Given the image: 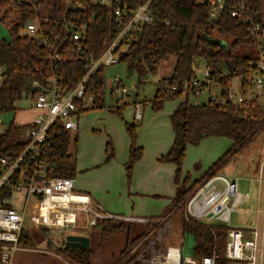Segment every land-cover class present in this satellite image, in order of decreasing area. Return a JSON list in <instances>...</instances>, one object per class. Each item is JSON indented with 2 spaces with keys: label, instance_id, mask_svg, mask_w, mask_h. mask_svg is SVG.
<instances>
[{
  "label": "trees",
  "instance_id": "obj_1",
  "mask_svg": "<svg viewBox=\"0 0 264 264\" xmlns=\"http://www.w3.org/2000/svg\"><path fill=\"white\" fill-rule=\"evenodd\" d=\"M146 2L151 16L150 23L138 24L135 33L128 40H121L115 54L118 57L117 63H123L129 71L137 72L138 80L150 74H158L165 62L171 58L175 60L170 73L157 83L156 93L150 100L154 111L162 110L166 100L182 96L181 84L196 77L193 66L198 58L205 61L212 82L218 87L222 98H226L233 79H238L245 86L259 60L258 53L254 50L253 37L248 34L241 20L229 15L222 16L219 21L209 20L208 7L199 0H106L105 3L100 0H30L27 3L0 0V23L10 36V44L0 40V66L4 69V79L0 85V114L14 113L15 102L36 92L31 91V85L35 81L42 85L44 80L56 76L60 87L65 91L78 84L86 75V66L101 57L117 34L129 23L133 12ZM118 6L128 12L119 23L114 20V10ZM31 22L39 26L38 34L42 36L41 39L21 35L25 25ZM67 23L84 26L79 41L69 38L65 27ZM202 35L211 39L218 38L223 44L207 46ZM42 39L53 48L45 46ZM227 39H230L229 44L225 43ZM55 54L60 60L54 57ZM103 69L100 67L94 71L84 85L85 97L92 99L94 109L103 107ZM174 86L178 91L172 90ZM77 107L79 115L82 114L80 103ZM110 112L117 113L118 108ZM168 120L173 141L158 162L171 163L175 168L173 184L176 186V193L169 206L181 213V234L183 238L189 237L192 242L190 256L200 260L215 253V264H229L224 251L228 228L221 223H201L185 219L182 215L183 207L177 206L201 181L218 175L234 154L241 152L264 133V111L256 100L244 115L230 104L221 106L208 100L207 104L194 105L186 98L178 104ZM26 128L30 127L9 124L8 129L0 136V157H16L23 151L25 144L17 142V139ZM135 130L134 123L126 125L130 138L126 171L131 170L143 155L141 148L133 147L136 141ZM217 137L229 139L232 146L208 171L182 191V184L185 186L188 179L186 176L181 181V167L187 146H198L207 138ZM45 141L40 157L45 166L46 178L73 179L76 175V160L69 149L77 141L76 137H72V132L64 130L60 124H55L48 131ZM109 146L107 143V147ZM111 157L112 155L107 159ZM25 166L26 176L32 173L33 165L26 160ZM19 176L16 175L14 181H18ZM1 192V206L14 207L10 186L4 185ZM126 224L131 223L98 221L96 227L100 228L99 238L102 241L108 240L122 232ZM146 228L149 231L150 225H146ZM33 232L28 227L21 229L18 240L20 248H31L34 245ZM91 234L86 236L90 239L87 250L68 249L63 245L60 251L77 264H91L94 253ZM144 235L145 233L140 234L134 241L128 238L121 256L142 240Z\"/></svg>",
  "mask_w": 264,
  "mask_h": 264
},
{
  "label": "built area",
  "instance_id": "obj_2",
  "mask_svg": "<svg viewBox=\"0 0 264 264\" xmlns=\"http://www.w3.org/2000/svg\"><path fill=\"white\" fill-rule=\"evenodd\" d=\"M208 7V19L219 21L222 16L229 15L231 18L239 19L246 26L247 32L255 41L254 50L257 51L259 60L245 86L239 83V89H230L226 98L219 97L210 101L224 106L233 105L244 115L247 114L254 100H258L264 94V0H199ZM105 3L106 0H100ZM128 15L126 10L118 6L114 10V20L119 23ZM151 16L148 10V2L139 6L132 14L129 23L117 34L114 41L108 46L100 58L86 66L87 72L82 80L68 90L60 87L56 76L44 80L41 85L33 82L31 91L35 90L31 99L33 108L37 113L32 122L18 137L20 143L25 147L18 156L0 157V258L1 264H11L12 256L19 251V236L21 229L57 230L66 237L69 231L74 229L92 228L98 221L112 220L117 222L142 223L150 225V230L143 236L142 240L127 251L118 264H215L216 254L204 256L197 260L192 256H184L181 245H163L167 238L170 227V215L160 218H131L126 216H115L107 213L104 208L94 203L86 194L77 193L74 189L72 179L52 177L46 178L45 166L41 160V150L45 145L46 135L55 124H60L66 131H77L79 111L77 104L80 103L81 110L85 111L92 106L85 97L84 85L94 71L100 67L115 65L118 57L116 48L121 40H128L135 33V27L150 23ZM66 32L72 41H79L84 26L67 23ZM25 36L41 39L39 26L31 22L23 28ZM22 32V31H21ZM45 46L53 48L49 42L42 41ZM57 60H60L55 54ZM204 62L203 80L194 77L185 80L181 84V94L198 97L206 88L215 87L210 77V70L203 59L195 60ZM3 67L0 66V85L4 79ZM115 89L120 88L119 81L114 82ZM204 86V87H203ZM178 91L177 87L172 88ZM141 117L139 106L135 108L134 118ZM0 121V136L9 126L2 128ZM29 160L33 165L32 173L25 176L27 167L25 161ZM16 175L18 181H14ZM238 180L231 179L224 174H218L208 180H203L195 187L188 197L177 206H182L183 217L194 219L201 223H221L225 225L227 238L224 247L225 258L229 264H264V229L260 230L256 223L252 228H231L230 214L248 199L249 195L238 192ZM4 185H9L13 197L20 198L19 208L2 207L1 196ZM31 207L28 218V226L24 223L26 209ZM79 216L84 217V226H80ZM63 237V238H64Z\"/></svg>",
  "mask_w": 264,
  "mask_h": 264
},
{
  "label": "rangeland",
  "instance_id": "obj_3",
  "mask_svg": "<svg viewBox=\"0 0 264 264\" xmlns=\"http://www.w3.org/2000/svg\"><path fill=\"white\" fill-rule=\"evenodd\" d=\"M16 1L27 3L30 0ZM25 34L26 31L22 30L21 35L25 36ZM229 42L230 39L225 41L226 44ZM174 61L173 58L169 59L159 68L158 74H150L141 80H138L137 72L133 71L130 74L129 69L123 63L106 66L103 69V107L94 109L92 99L89 98L87 102L92 107L79 115L78 130L72 132V137H76L77 140L71 144L69 149L77 160L74 181L82 179V182L87 184L97 196H105V200L111 198L110 201L115 205L123 206L127 211L123 214L124 216L138 214L163 217L167 205L165 199L168 198L173 187L171 177L174 169L171 163L164 164L157 161L162 166V172L156 176L148 174L146 170L152 158L151 153L154 149L160 148L161 154H166L165 152L173 139L168 117L180 102L187 98L194 105H202L207 104L209 98L219 97V89L215 86L204 89L198 97L182 95L177 99L166 100L162 110L154 111L150 100L156 93L158 81L170 73ZM204 67L205 64L202 61L193 66L197 80H203ZM116 80L119 81L120 88L124 91L115 89L114 82ZM230 85L233 90L239 89V80L233 79ZM257 101L264 111V94H261ZM137 106H139L142 115L141 121L133 118ZM117 108V113L110 112ZM13 109H15L14 113L0 114L3 129L10 123L15 126H27L32 122L36 112L31 96H23L22 99L14 103ZM133 123L136 125V141L133 147L141 148L142 154L147 155V158L141 168L135 170L133 165L131 170L126 171L125 166L129 159L126 151L130 144L126 125ZM107 143H109V147H107ZM231 146L232 142L223 137L207 138L201 141L198 146H187L181 167V181L186 176L188 179L185 186L182 184L181 190L184 191L186 186L208 171V168ZM111 155L112 157L107 159ZM222 168L223 172L225 171V176L238 180V192L242 195H249V198L243 199L237 209L230 214L229 227L252 228L257 223L260 230L264 229V133L257 136L255 141L241 152L234 154ZM134 170L138 172L135 175V180L132 178ZM136 185L140 188L142 195L136 196L145 198L141 199L145 204L144 207L156 206L155 214L135 212L137 208L140 209V204H137L139 200H135L133 197L135 195H133L131 186L135 187ZM87 192L90 193V191ZM157 192L162 193L160 197L154 196V194L160 195ZM18 204L20 206V200L17 201L16 206ZM167 209L165 216H168L174 207L169 206ZM30 211L31 207L28 205L24 215V223L27 226L29 225ZM180 215V212L170 215L168 219L170 227L163 245L182 244L183 255L189 256L192 242L189 237L183 238L181 234ZM84 220L83 216H79L80 226H84ZM147 232L146 224L131 223L126 224L122 232L104 241L99 238L100 228L96 226L87 228V230L74 229L68 234L86 237L92 233L91 244L94 253L90 260L91 264H118L126 240L130 238L134 241L137 236ZM64 236L63 233L61 234L55 229L48 231L35 229L33 232L34 245L31 248L22 247L16 251L12 256L11 264H77L76 261L64 256L60 251L64 245Z\"/></svg>",
  "mask_w": 264,
  "mask_h": 264
},
{
  "label": "crops",
  "instance_id": "obj_4",
  "mask_svg": "<svg viewBox=\"0 0 264 264\" xmlns=\"http://www.w3.org/2000/svg\"><path fill=\"white\" fill-rule=\"evenodd\" d=\"M36 113H37V111L35 112V115H36ZM133 118H134V116H133ZM135 119V118H134ZM135 120H137V121H141L142 120V115H141V117L139 118V119H135ZM31 123V122H30ZM29 125V124H28ZM27 125V126H28ZM18 127V126H17ZM24 127V126H23ZM172 141H173V139H172ZM171 144H172V142H171ZM170 144V145H171ZM170 145L168 146V148L170 147ZM213 145V144H212ZM129 148H130V144H129V146H128V151H126V155L129 153ZM168 150V149H167ZM167 152V151H166ZM165 152V153H166ZM152 154V158H151V160H150V162H149V166H148V168H147V170H146V172H148V174H151V175H153V176H156V175H158L159 173H161L162 172V166H161V164H159L157 161H158V157L159 156H161L162 154H161V150H160V148H156V149H154L153 150V152L151 153ZM126 158H127V156H126ZM147 158V155H142V157L138 160V161H136L135 162V164H134V167H135V170L136 169H139V167L141 168L142 167V165H143V163H144V160ZM76 162H77V160H76ZM76 166V165H75ZM173 169H175L174 168V166H173ZM134 170V173H133V175H132V178H134V180H135V175H136V173H138V172H136ZM167 171V170H166ZM140 173V172H139ZM174 174H175V170H174V173H173V176L171 177V180H172V189L170 190V193H169V196H168V198H166L165 200H166V203H167V205H166V207L165 208H167V207H169V204H170V201H171V199L175 196V192H176V186H174V184H173V179H174ZM218 174H224L225 175V171L223 172V170H221V172H219ZM142 178H144L143 176H141ZM201 176H199L198 178H196V179H199ZM195 179V180H196ZM73 180V184H74V188H75V191L77 192V193H81V194H84V195H88L90 198H91V200L94 202V203H96V204H98V205H100L101 207H103L104 208V210H106V212L107 213H109V214H111V215H115V216H124L123 214L124 213H126L127 211H126V209L125 208H123V206H121V205H115L113 202H111L110 201V199L109 200H105V196H97L96 194H95V192H93V190H91L89 187H88V185L87 184H85L84 182H82V179H79V180H77L76 182L74 181L75 179L73 178L72 179ZM76 184V185H75ZM131 188H132V192L134 193L133 195H138V194H140L141 195V192H140V188L139 187H137V185L135 186V187H132L131 186ZM160 190H161V187H160ZM87 191H90V193L89 192H87ZM157 193H160V195L159 194H154V196H158V197H160L161 196V192H157ZM96 196V198H95V196ZM132 195V196H133ZM135 196H133L134 198H135V200L136 199H138L139 201L137 202V204H140V209L139 208H137L136 209V211L135 212H137V211H139V213H150V214H155V212L154 211H156V206H147V207H144V205L145 204H143L142 203V201H141V199H145V198H139V197H135ZM142 196V195H141ZM18 198V199H17ZM18 200H20V198L19 197H16V198H13V200H12V204H13V206L15 207V208H19L18 206H19V204H18V206H16L17 205V201ZM131 204L132 205H134L133 204V202H131ZM166 209H164V211H165ZM163 211V212H164ZM133 216H126V217H131V218H153V217H156V216H145V215H136V214H132ZM159 216V215H158ZM237 228H242V227H237ZM247 228H249V227H247Z\"/></svg>",
  "mask_w": 264,
  "mask_h": 264
},
{
  "label": "water",
  "instance_id": "obj_5",
  "mask_svg": "<svg viewBox=\"0 0 264 264\" xmlns=\"http://www.w3.org/2000/svg\"><path fill=\"white\" fill-rule=\"evenodd\" d=\"M205 41L206 45H217L220 46L223 44V41L218 38H208L207 36H201ZM0 40L4 41L5 43L10 44V36L8 31L1 25L0 23ZM130 74L132 73L129 71ZM65 243L64 247L68 249H79V250H87L90 244V239L88 237L79 236V235H68L64 237Z\"/></svg>",
  "mask_w": 264,
  "mask_h": 264
},
{
  "label": "flooded vegetation",
  "instance_id": "obj_6",
  "mask_svg": "<svg viewBox=\"0 0 264 264\" xmlns=\"http://www.w3.org/2000/svg\"><path fill=\"white\" fill-rule=\"evenodd\" d=\"M71 235H75V234H71ZM64 239V238H63ZM64 243H65V241H64Z\"/></svg>",
  "mask_w": 264,
  "mask_h": 264
}]
</instances>
